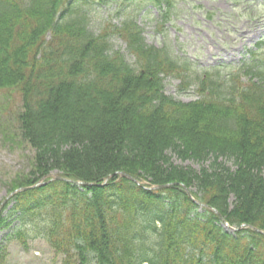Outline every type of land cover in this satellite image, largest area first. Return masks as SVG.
Returning a JSON list of instances; mask_svg holds the SVG:
<instances>
[{
  "label": "trees",
  "instance_id": "16d2710c",
  "mask_svg": "<svg viewBox=\"0 0 264 264\" xmlns=\"http://www.w3.org/2000/svg\"><path fill=\"white\" fill-rule=\"evenodd\" d=\"M142 3L163 30L176 0H0V91L20 97L34 150L10 191L72 180L14 194L3 239H42L61 264H264V35L236 67L201 74L134 17L95 28L97 7ZM167 78L198 98L167 94Z\"/></svg>",
  "mask_w": 264,
  "mask_h": 264
},
{
  "label": "rangeland",
  "instance_id": "374dc122",
  "mask_svg": "<svg viewBox=\"0 0 264 264\" xmlns=\"http://www.w3.org/2000/svg\"><path fill=\"white\" fill-rule=\"evenodd\" d=\"M114 7L94 10L96 29L102 24L118 23L122 17H134L144 29L148 44L168 46L177 56L192 61L201 74L236 67L247 57V49L264 35V0H176L173 16L164 22L163 30L158 11L149 3L119 12ZM114 43L126 51L121 39L115 38ZM180 84V79L167 78L166 93L186 102L198 98L195 86L183 90ZM20 108L18 94L0 91V205L10 195L14 180L33 169L34 150L21 138L16 120ZM173 160L177 165L197 170L208 165V162L182 161L176 157ZM5 232L0 229V250L3 248L5 251L1 253L6 256L4 264H61L62 258L42 239L31 242L25 250L17 241H5Z\"/></svg>",
  "mask_w": 264,
  "mask_h": 264
},
{
  "label": "water",
  "instance_id": "95a60500",
  "mask_svg": "<svg viewBox=\"0 0 264 264\" xmlns=\"http://www.w3.org/2000/svg\"><path fill=\"white\" fill-rule=\"evenodd\" d=\"M114 175H115V174H111V175H109L108 177H106V178H105V181H104L102 184H106V183L108 182V180H109L111 177H113ZM121 175H122V176H127V177H129L130 179H132L134 182H136V183L139 184V185L141 184L138 180H136V179L133 178L132 176H129V175L125 174V173H121ZM48 177H50V179L46 180V178H48ZM54 180L72 181V180H69V179L63 178V177L59 176L58 174L52 173V174H50V175H48V176H45V177L42 178L39 182H37L36 184H34V185H32V186H24V187H20V188H18V189H15V190H14L13 192H11L10 195L4 200V202H2V204L0 205V211H1V209H2V206L6 203V201H7L8 199H10L14 194H16V193H18V192H21V191L29 190V189H32V188H35V187H38V186H41V185H44V184H47V183H49V182H51V181H54ZM74 182H76V183H78V184H82V185H86V184L93 185V184H94V183H86V182H82V181H74ZM165 186H166V185H157V186H152V187H150V188H151V189H153V188L158 189V188H162V187H165ZM186 190H187L188 194L191 195L190 190H189L188 188H187ZM195 201H196L197 203L201 204L202 206H207L206 204H204V203H202V202H200V201H198V200H195ZM213 210H214L215 212H218V211H216V209H214V208H213ZM227 226H228V224H227ZM254 229H256V228H254ZM256 230H258V229H256ZM258 231H260L261 233L264 234V231H261V230H258Z\"/></svg>",
  "mask_w": 264,
  "mask_h": 264
}]
</instances>
